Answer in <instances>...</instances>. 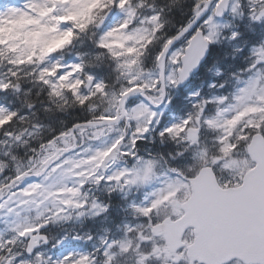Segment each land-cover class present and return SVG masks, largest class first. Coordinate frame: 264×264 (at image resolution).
<instances>
[{"label": "snow or ice", "instance_id": "6c2138e0", "mask_svg": "<svg viewBox=\"0 0 264 264\" xmlns=\"http://www.w3.org/2000/svg\"><path fill=\"white\" fill-rule=\"evenodd\" d=\"M183 5L178 21L158 0H0V264H264V0ZM225 42L243 65L227 75L205 64ZM201 68L208 91L178 104ZM42 95L71 119L42 123ZM117 192L121 238L53 252L54 227L107 216Z\"/></svg>", "mask_w": 264, "mask_h": 264}, {"label": "trees", "instance_id": "16d2710c", "mask_svg": "<svg viewBox=\"0 0 264 264\" xmlns=\"http://www.w3.org/2000/svg\"><path fill=\"white\" fill-rule=\"evenodd\" d=\"M159 6L166 8V10L169 13L170 17H176L177 20L179 21L180 19V12L182 8L184 7L183 5V0H176L175 4L171 3V0H158ZM107 62L106 60L102 65L106 66L104 69H110V67H107Z\"/></svg>", "mask_w": 264, "mask_h": 264}, {"label": "flooded vegetation", "instance_id": "af4514ba", "mask_svg": "<svg viewBox=\"0 0 264 264\" xmlns=\"http://www.w3.org/2000/svg\"><path fill=\"white\" fill-rule=\"evenodd\" d=\"M67 226L69 225V224H66ZM97 226L98 225H95L91 230H87L88 232H90V233H93V237H95L94 235H95V228H97ZM99 230V229H98ZM80 234V233H79ZM81 234H83V232L81 233ZM94 239V238H93Z\"/></svg>", "mask_w": 264, "mask_h": 264}, {"label": "rangeland", "instance_id": "374dc122", "mask_svg": "<svg viewBox=\"0 0 264 264\" xmlns=\"http://www.w3.org/2000/svg\"><path fill=\"white\" fill-rule=\"evenodd\" d=\"M188 90H189V88H188ZM7 219L11 220L12 218L11 217H8Z\"/></svg>", "mask_w": 264, "mask_h": 264}]
</instances>
